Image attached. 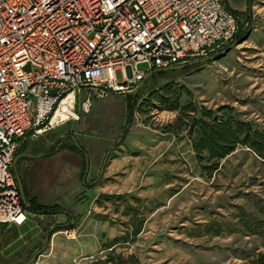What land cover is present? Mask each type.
<instances>
[{
	"label": "rangeland",
	"instance_id": "obj_1",
	"mask_svg": "<svg viewBox=\"0 0 264 264\" xmlns=\"http://www.w3.org/2000/svg\"><path fill=\"white\" fill-rule=\"evenodd\" d=\"M246 10L238 14L241 37L231 46L200 63L146 75L132 97H93L79 119L27 136L21 154L53 150L60 126L65 133L79 132L84 165L82 174L76 173L62 147L18 160L16 171L37 199L29 198L49 212L26 205L19 227L0 226V264H94L105 258L102 242L140 221L139 234L115 247L137 264H243L253 252L264 251L262 160L236 146L216 169H205L187 132L197 113L185 111V126L168 130L175 127L177 112L163 109L152 95L164 85L181 87V104L228 114L264 132V0ZM135 69L143 71L146 64ZM115 74L123 79L122 70ZM64 138L72 143L70 135Z\"/></svg>",
	"mask_w": 264,
	"mask_h": 264
},
{
	"label": "built area",
	"instance_id": "obj_2",
	"mask_svg": "<svg viewBox=\"0 0 264 264\" xmlns=\"http://www.w3.org/2000/svg\"><path fill=\"white\" fill-rule=\"evenodd\" d=\"M239 26L223 0H0V226L26 220L13 162L29 134L224 49Z\"/></svg>",
	"mask_w": 264,
	"mask_h": 264
},
{
	"label": "trees",
	"instance_id": "obj_3",
	"mask_svg": "<svg viewBox=\"0 0 264 264\" xmlns=\"http://www.w3.org/2000/svg\"><path fill=\"white\" fill-rule=\"evenodd\" d=\"M249 1L250 0H248V3ZM240 29L241 27L239 26V32L233 43L237 42L241 37ZM156 71L162 70H152L148 75ZM171 87L172 85H164L158 90H154L152 95L154 99L164 107L163 109L177 112L174 121L175 127H171L168 130L180 129L185 126L183 123L184 120H182L188 115L184 114L185 111L197 113L188 121L187 132L193 134L191 148L196 153L197 160L205 159L207 162V165L204 166L205 169H216L219 160L231 153L236 146L248 148L264 163V132L252 128L245 121L233 119L228 114H214L211 110L201 107L196 109L190 102L181 104L179 100L181 87L176 90H172ZM133 95L134 94H130L129 96L132 97ZM59 141L62 142L63 140L61 139ZM60 146H62V144ZM72 147L82 154L84 153L81 147L75 144H73ZM107 155H109V153ZM24 193L29 203L28 210L30 209L37 213L49 212V208H45L34 202L33 199L27 197L25 190ZM100 198L120 199L121 196L119 194H100ZM137 200L138 199H136V201ZM23 205L25 207L27 204ZM127 226L131 229L129 232L115 236L108 242H102V250L106 252L104 254L105 258L104 260L97 259L94 264H137L132 255L124 257L122 253H116L115 251L117 245L129 242L139 234L141 221L136 224H127ZM124 258H126V260ZM243 264H264V251L253 252Z\"/></svg>",
	"mask_w": 264,
	"mask_h": 264
},
{
	"label": "crops",
	"instance_id": "obj_4",
	"mask_svg": "<svg viewBox=\"0 0 264 264\" xmlns=\"http://www.w3.org/2000/svg\"><path fill=\"white\" fill-rule=\"evenodd\" d=\"M224 1V3H225V5L231 10V11H233V12H235L237 15L238 14H242L244 11H246V9L249 7V5H250V8L251 9H254V7L256 6V2H257V0H250L249 1V3H248V0H223ZM69 122V121H68ZM67 123V122H66ZM66 123H63L62 124V126L64 125V124H66ZM62 126H60V127H62ZM59 127V128H60ZM59 128H57L56 130H54V136H53V139H52V142H51V146L53 145V140H57L58 138L60 139H62L63 141L61 142V144H62V146H60V148L62 147V149H61V152L62 153H64L65 155H67L68 156V160H69V162H70V164H69V166L71 167L72 166V168H74V169H76V173H79V175L80 174H82V171H81V169H82V167H83V165H84V159H83V154L81 153V152H79V151H77V150H75L73 147H72V145L73 144H75L74 143V141H73V139H72V137L71 136H74L75 137V139H76V141H77V143H78V146L79 147H81L83 150L85 149V147L83 146V144L81 143V139H82V136L79 134V132H75V131H68L67 133H65V131H63V130H59ZM59 130V131H58ZM66 135H70V138H71V141H72V143L71 144H65V136ZM60 139V140H61ZM26 142H27V140H25L24 141V143H23V145L21 146V148L19 149V152H18V154H21L22 152H25V150H21V149H23L24 148V146H26ZM60 142V141H59ZM58 142V143H59ZM64 143V144H63ZM50 146V147H51ZM49 147V148H50ZM48 148V149H49ZM59 148V149H60ZM58 149V150H59ZM57 150V151H58ZM47 152H50V151H47ZM17 154V155H18ZM44 157V156H43ZM28 159H30V158H28ZM35 159V158H34ZM18 162V161H17ZM16 165H17V163H16ZM20 177V176H19ZM25 178V177H24ZM20 180H21V182H22V185H23V188H24V190H25V192H26V194H27V197H34V198H36V196L34 195V194H32L31 193V191H30V189H29V185H28V182H27V180L26 179H22V178H20ZM37 199V198H36ZM12 225H15V227H19L20 225H18V224H12ZM1 226H3L2 228H1V230H6V229H8L10 226H11V224H7V225H1Z\"/></svg>",
	"mask_w": 264,
	"mask_h": 264
},
{
	"label": "water",
	"instance_id": "obj_5",
	"mask_svg": "<svg viewBox=\"0 0 264 264\" xmlns=\"http://www.w3.org/2000/svg\"><path fill=\"white\" fill-rule=\"evenodd\" d=\"M202 61L201 60H192V61H188V62H185V63H182V64H178V65H175V66H171V67H168V68H163V69H159V70H177V69H182V68H185L187 66H190V65H194L195 63H200ZM75 145L78 146V143L75 139L74 136H71ZM60 145H61V142H59L53 150H51L50 152L48 153H40V154H18L15 159H14V162H13V171H14V174H15V178H16V181L18 183V187H19V190H20V195H21V199H22V202L24 204H27V206H29V203L27 202V199H26V196H25V193H24V190H23V185H22V182L20 180V177L16 171V163L17 161L20 159V158H30V159H34V158H40V157H43V156H46L48 154H53L55 152H57V150L60 148ZM85 173H87V170H85Z\"/></svg>",
	"mask_w": 264,
	"mask_h": 264
},
{
	"label": "bare ground",
	"instance_id": "obj_6",
	"mask_svg": "<svg viewBox=\"0 0 264 264\" xmlns=\"http://www.w3.org/2000/svg\"><path fill=\"white\" fill-rule=\"evenodd\" d=\"M67 107L66 106H63V109L65 110ZM61 115L64 117V113H61Z\"/></svg>",
	"mask_w": 264,
	"mask_h": 264
}]
</instances>
